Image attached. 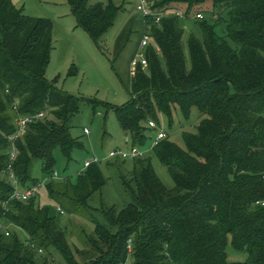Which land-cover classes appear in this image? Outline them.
<instances>
[{
  "label": "trees",
  "instance_id": "16d2710c",
  "mask_svg": "<svg viewBox=\"0 0 264 264\" xmlns=\"http://www.w3.org/2000/svg\"><path fill=\"white\" fill-rule=\"evenodd\" d=\"M87 1L67 0L76 25L97 42L117 7ZM205 1L155 0L152 7L180 10L177 4L185 3L183 17H193L202 14ZM210 1L213 23L203 15L193 17L202 40L188 37L189 66L180 18H162L151 26L159 50L147 47V66L131 74L129 99L113 106L68 93L56 87V79H46L52 21L0 0V220L16 229L7 236L0 229V264H53L51 249L66 264H264V0ZM84 101L112 110L131 144L143 143L147 131L155 129L148 121L159 124L162 114L170 122L176 106L185 118L192 106L207 115L195 132L183 133L185 148L167 135L152 147L174 187L162 184L147 156L132 159L127 174L121 167L126 160H107L121 169L129 201L118 209H93L99 218L89 201L106 183L102 162L77 172L74 183L68 176L52 178L55 148L69 160L73 148L84 147L70 134V119ZM14 103L20 114H44L17 141L13 167L19 185L39 183L30 173L32 160H39L50 178L44 184L49 198L91 223V233L80 232L81 248L68 244L38 193L25 201H7L12 186L2 174L8 164L7 137L15 131ZM26 236L42 249L40 254L24 245ZM228 239L233 249L247 254L244 261H227ZM36 255L45 256L42 263Z\"/></svg>",
  "mask_w": 264,
  "mask_h": 264
},
{
  "label": "rangeland",
  "instance_id": "374dc122",
  "mask_svg": "<svg viewBox=\"0 0 264 264\" xmlns=\"http://www.w3.org/2000/svg\"><path fill=\"white\" fill-rule=\"evenodd\" d=\"M14 1L17 6L23 8L24 14L49 18L52 21V46L45 69L46 79H56V87L68 93L105 102L113 106H119L129 99L132 74L130 60L135 55L145 31L141 14L136 10V4L140 0H88V5L97 2H111L117 7L111 25L97 42L92 41L88 34L76 25L67 0ZM146 1L153 2L155 0ZM177 5L180 11L185 9V3ZM210 6L211 1L207 0L200 6V10L203 11L204 19L209 23H213L215 18ZM194 10H191V12ZM222 16L225 17V14ZM193 17L190 15L178 19V25L183 31L181 43L187 66L190 64L187 47L188 37L194 35L197 39L202 40L201 29L197 20ZM222 29L223 24L220 22L217 24L216 30L221 33ZM71 70L73 73L69 74ZM206 116L200 113L195 106H192L189 115L185 118L176 106L173 109L170 122L162 114L159 115V124L154 122L166 133L169 141L185 148L183 133L195 132L196 126ZM70 126L71 136L78 139L84 147L73 148L69 160L61 154L59 148L53 150L55 163L52 171L57 173L56 181L68 176L71 183H74L77 171L82 167L85 159L93 156L104 157L111 149L127 148L133 145L130 140H124L126 133L117 122L113 111H107L101 104H96L93 107L91 103L82 102L79 110L71 117ZM84 129H87L88 132L84 133ZM156 133V128H150L146 133L144 142L141 144L135 143L134 146L146 152L156 175L162 184L170 189L174 187V182L168 169L157 160L152 151L151 142ZM121 167L124 171L123 174H127L130 173L133 163L131 160H126ZM100 169L106 183L89 201L91 210L99 218L101 217L99 210L93 209L103 207L104 210L108 211L107 207L112 205L118 209L129 201V195L121 181V169L106 164L105 161L100 164ZM30 173L41 182H45L44 180L47 178L41 171V163L37 159L32 160ZM38 201L41 205L48 206L51 213L56 216V221L64 231L67 242L72 249L74 250L75 245L81 248L80 232L91 233V223L85 217L80 216L82 214L70 212L67 209L69 205L63 208L51 200L46 192L45 185H41L38 189ZM57 207H60L61 213H59ZM4 224L8 229L14 231L15 227L13 225L5 221ZM19 235L23 234L20 232ZM50 252L52 256L49 255L48 259L53 257L51 259L53 264H66L57 250L51 249ZM74 254L77 260L81 259L76 253ZM44 255H36L35 258L38 259V263H42ZM226 255L228 262L244 261L247 256L245 252L233 249L229 239L226 245ZM131 261L132 258L128 257V262Z\"/></svg>",
  "mask_w": 264,
  "mask_h": 264
},
{
  "label": "built area",
  "instance_id": "2783aa9c",
  "mask_svg": "<svg viewBox=\"0 0 264 264\" xmlns=\"http://www.w3.org/2000/svg\"><path fill=\"white\" fill-rule=\"evenodd\" d=\"M136 10L141 14L144 25H146L143 36L140 39L139 47L135 52V55L130 60V68L131 73L136 69V67L140 66L141 68H145L147 66V60L145 57V51L147 47L150 45L155 48V50H159V47L155 43L152 34H151V26L159 25L162 18L173 15L179 18L183 17V13L179 10H163V9H154L152 7V3L146 0H140L136 4ZM196 18H201L202 14L196 13L194 15ZM148 19L150 22H148ZM144 50V52H142ZM12 110L15 115L13 117V124L15 127V131L10 134L8 139V164L4 171L6 175V179L8 183L12 186V190L8 196L7 201L13 200H21L25 201L28 198L37 195L38 189L41 186V183H37L34 186H30L27 188H21L19 185L18 177L14 171L13 163L16 160L18 150H17V141L22 139L24 134L26 133L29 125L33 123L35 120L40 119L44 116L43 112H38L36 114H20L17 112V103H14L12 106ZM148 126L157 129L156 136L151 142V147L155 146L161 139L166 136V133L161 129L160 126H157L153 120L148 121ZM87 129H84V133H87ZM146 152L137 148L136 146L130 145L127 148H114L107 152L104 157L93 156L89 159L84 160L82 169H85L91 163H101L107 160H132L135 158L145 157ZM6 201L4 202V205ZM264 204V201L262 202ZM61 212L62 210L58 208ZM0 229L4 231V234L9 235V229L7 226H4L0 220ZM24 245L36 251L38 254L42 252V249L37 247L34 242H30L28 237L24 238Z\"/></svg>",
  "mask_w": 264,
  "mask_h": 264
},
{
  "label": "crops",
  "instance_id": "0c3cea01",
  "mask_svg": "<svg viewBox=\"0 0 264 264\" xmlns=\"http://www.w3.org/2000/svg\"><path fill=\"white\" fill-rule=\"evenodd\" d=\"M12 1V3H13V5L16 7V8H19V9H21L22 11H23V8L22 7H19V6H17V4H16V2L14 1V0H11ZM150 2V1H149ZM150 3H152V2H150ZM24 13V12H23ZM76 21V20H75ZM132 59V58H131ZM131 79V78H130ZM124 140L125 141H127V140H129L128 139V137H127V135H125V137H124ZM119 148H122V147H119ZM86 160V159H85ZM104 162V161H103ZM106 162V161H105ZM130 167V166H129ZM83 169H82V167L79 169V171H77V172H81ZM2 176L3 177H5L6 178V175L5 174H2ZM52 178H54V179H56L57 178V173L56 172H53V174H52ZM50 178L48 177V178H46L44 181L45 182H41V181H39V183H41V185H44L46 182H47V180H49ZM58 208H60V207H57V209Z\"/></svg>",
  "mask_w": 264,
  "mask_h": 264
}]
</instances>
